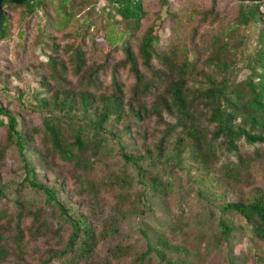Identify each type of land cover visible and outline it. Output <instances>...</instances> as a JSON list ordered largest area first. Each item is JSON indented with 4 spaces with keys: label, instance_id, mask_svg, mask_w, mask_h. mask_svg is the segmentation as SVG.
Instances as JSON below:
<instances>
[{
    "label": "trees",
    "instance_id": "1",
    "mask_svg": "<svg viewBox=\"0 0 264 264\" xmlns=\"http://www.w3.org/2000/svg\"><path fill=\"white\" fill-rule=\"evenodd\" d=\"M100 1H3L0 40L11 33L8 9H19V20L37 19L46 60L39 88L18 94L21 110L0 98V161L12 148L24 173L13 204H0V264H200L192 225L170 206L179 173L211 207L219 245L243 231L264 241V185L253 181L264 150L239 142L264 145V0H239L231 15L215 3L174 11L158 0L151 11L145 0ZM196 15L210 25L204 39L195 30L163 40L166 20L178 33ZM7 88L0 76V97ZM223 149L236 159L219 164ZM7 190L1 182L0 202ZM154 202L166 216L152 236L141 228L136 251L124 221L153 217Z\"/></svg>",
    "mask_w": 264,
    "mask_h": 264
},
{
    "label": "rangeland",
    "instance_id": "2",
    "mask_svg": "<svg viewBox=\"0 0 264 264\" xmlns=\"http://www.w3.org/2000/svg\"><path fill=\"white\" fill-rule=\"evenodd\" d=\"M170 2V9L174 11L185 10L191 7H210L215 3L216 9L220 13H230V15L236 11L240 3L239 0H170ZM144 3L146 8L151 11L160 8L158 0H145ZM261 9L264 11V1L262 2ZM8 11L12 21L11 33L8 38L0 40V76L3 79H7L8 88L5 93L1 94L0 98L4 105L8 106L12 111L18 112L21 110V103L17 99V96L20 92L29 96V93L39 88V81L42 75L41 63L46 60V56L41 51L40 46L34 43L37 19H33L30 23H25L23 20H19L21 17L19 9L9 8ZM190 18L189 16L184 17L185 21L178 33L172 29L173 22L169 19L166 20L162 30L163 40L168 41L177 35L191 40V36L193 34L196 35L197 31V39H200L202 35L204 39L210 29L209 23L201 21L200 16L197 15L193 19ZM143 24L145 28L149 24V21L144 20ZM20 29L24 30L22 37L18 34ZM137 41V39L134 40L135 43ZM104 42L105 40L102 39L101 43ZM114 56L122 57V53L120 51L115 52ZM241 66L240 64L239 70L235 72V75L239 79L245 78L249 72L246 67ZM125 75L126 73H124ZM22 113L29 124H39L40 117L38 115H30L24 111ZM4 136L5 127L0 125V142L4 139ZM239 142L240 149L244 152L254 153L255 151L262 152L264 150V145L260 143L250 144L243 138ZM116 159H113L112 162ZM235 159L234 153H229L225 149L220 151L219 164ZM20 167L19 156L10 148L5 154L3 163L0 161V183L4 182L8 184L7 197L0 204H13V199L17 196L16 188L19 187V183L24 176ZM130 171L131 173L133 172L132 169ZM254 171L255 176L253 181L256 184L264 185V159L259 161ZM48 176L49 178L54 177L51 173ZM178 176L172 177L173 192L170 196V206L175 212L184 214L182 217L186 218L187 222L192 225V231L194 232L190 240L201 253L194 260L200 262V264H228L229 258L233 257L237 262L242 264H264L261 260L259 261V257L264 256V241L253 240L251 235L245 231L235 233L228 242L222 245L216 242L215 238L218 227L213 218L214 216L210 212L211 207L202 196L196 193V187L186 182L187 177H185V180L184 176L180 178ZM24 192L27 198H34L38 204H42L41 196L36 194L32 189L25 188ZM154 207L156 212L153 217L152 212H147L143 217L133 216L124 221L123 231L126 233L127 239L135 244L136 251L141 250L146 244V236L142 233L141 228L146 229V233L152 236V227L157 226L166 216L163 206L157 205L156 202ZM212 208L215 211L214 207Z\"/></svg>",
    "mask_w": 264,
    "mask_h": 264
},
{
    "label": "water",
    "instance_id": "3",
    "mask_svg": "<svg viewBox=\"0 0 264 264\" xmlns=\"http://www.w3.org/2000/svg\"><path fill=\"white\" fill-rule=\"evenodd\" d=\"M3 1H4V0H0V11H2Z\"/></svg>",
    "mask_w": 264,
    "mask_h": 264
},
{
    "label": "built area",
    "instance_id": "4",
    "mask_svg": "<svg viewBox=\"0 0 264 264\" xmlns=\"http://www.w3.org/2000/svg\"><path fill=\"white\" fill-rule=\"evenodd\" d=\"M100 4L104 6V5H106V2L104 0H101Z\"/></svg>",
    "mask_w": 264,
    "mask_h": 264
}]
</instances>
